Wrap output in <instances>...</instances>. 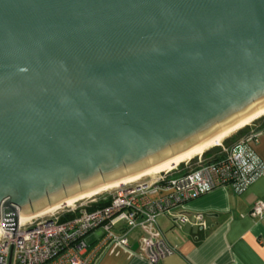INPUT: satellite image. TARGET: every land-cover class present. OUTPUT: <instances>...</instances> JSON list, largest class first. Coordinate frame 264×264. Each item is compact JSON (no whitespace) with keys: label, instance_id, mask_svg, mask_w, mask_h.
<instances>
[{"label":"water","instance_id":"water-1","mask_svg":"<svg viewBox=\"0 0 264 264\" xmlns=\"http://www.w3.org/2000/svg\"><path fill=\"white\" fill-rule=\"evenodd\" d=\"M262 109L264 0H0V223L14 237Z\"/></svg>","mask_w":264,"mask_h":264},{"label":"built area","instance_id":"built-area-1","mask_svg":"<svg viewBox=\"0 0 264 264\" xmlns=\"http://www.w3.org/2000/svg\"><path fill=\"white\" fill-rule=\"evenodd\" d=\"M256 139L257 135L250 133L227 146L220 144L208 158L199 156L170 172L143 178L48 216L23 223L18 218L14 237L1 222L0 264H94L106 248H128L127 236L134 231L141 233V257L149 264H160L174 249L159 231L157 219L177 212L176 224L182 225L188 222L182 211L186 202L217 188H228L235 195L246 191L264 176V163L250 148ZM101 201L109 204L89 210ZM249 213L262 218L264 206L255 202ZM194 220L205 228L201 214H195ZM96 232L99 238L89 246L87 237Z\"/></svg>","mask_w":264,"mask_h":264},{"label":"crops","instance_id":"crops-1","mask_svg":"<svg viewBox=\"0 0 264 264\" xmlns=\"http://www.w3.org/2000/svg\"><path fill=\"white\" fill-rule=\"evenodd\" d=\"M253 133L256 141L250 146L264 163V116L243 131V136ZM243 136H236L228 145ZM207 153L205 158L212 155ZM264 206V176L240 195L228 188H217L186 202L182 211L188 222L176 224L174 216L157 219V227L174 253L160 264H264V215L256 218L249 213L253 203ZM201 214L205 228L196 225L194 216ZM141 233L131 232L128 248H106L94 264H149L141 257ZM99 232L87 237L94 246Z\"/></svg>","mask_w":264,"mask_h":264},{"label":"bare ground","instance_id":"bare-ground-1","mask_svg":"<svg viewBox=\"0 0 264 264\" xmlns=\"http://www.w3.org/2000/svg\"><path fill=\"white\" fill-rule=\"evenodd\" d=\"M264 116V109L260 110L259 112L257 113H254L248 117H246L245 119H243L242 121L230 126L229 128H227L226 130H224L222 133L218 134L217 136H215L214 138L206 141L205 143H203V145L199 146L198 148L188 152V153H185L181 156H178L168 162H166L165 164H163L162 166H159V167H156L154 168L153 170L149 171V172H146V173H143L139 176H136L134 178H131L129 180H126L124 182H121L119 184H115V185H112V186H107V187H103V188H100V189H97L95 191H93L92 193H89L87 195H84V196H80L72 201H69V202H64L56 207H53V208H50V209H47L46 211H44L43 213L37 215V216H34L33 213H31V217H29L26 221L30 220V219H33V218H39V217H44V216H48L50 214H53L63 208H69V207H72L80 202H84V201H87V200H92L98 196H100L101 194L105 193V192H109V191H112V190H115V189H118L122 186H127V185H130V184H133L135 182H138L140 180H142L143 178H150V177H154L158 174H162V173H165V172H170L172 171L173 169H175L177 166L181 165L182 163H185V162H188V161H191L193 160L194 158H197L201 155H204L207 151L213 149V148H216L218 147L221 142L228 138L229 136H231L233 133L245 128L246 126H249L251 123L255 122L256 120L260 119L261 117ZM19 217H20V214H19ZM20 222V221H19ZM25 222V221H23ZM23 222H20V223H23ZM3 229L1 228L0 226V235L3 234Z\"/></svg>","mask_w":264,"mask_h":264},{"label":"trees","instance_id":"trees-1","mask_svg":"<svg viewBox=\"0 0 264 264\" xmlns=\"http://www.w3.org/2000/svg\"><path fill=\"white\" fill-rule=\"evenodd\" d=\"M244 129H246V128H243V129L239 130V131L236 133V136H243V131H244ZM236 136H235V137H236ZM237 140H238V139H236V141H237ZM225 145L227 146L228 144H225ZM213 149L217 150L216 148H213ZM211 150H212V149H211ZM209 151H210V150H209ZM207 153H208V151H207L203 156H205ZM179 167H181V165H179ZM173 170H174V169H173ZM108 204H109L108 201H103V202L101 201V202H98L97 205L91 207L89 210L92 211V210L97 209V208H103V207L107 206ZM66 218H68V217L63 218L62 220H66Z\"/></svg>","mask_w":264,"mask_h":264},{"label":"rangeland","instance_id":"rangeland-1","mask_svg":"<svg viewBox=\"0 0 264 264\" xmlns=\"http://www.w3.org/2000/svg\"><path fill=\"white\" fill-rule=\"evenodd\" d=\"M254 123V122H253ZM252 124V123H251ZM250 124V125H251ZM249 125V126H250ZM249 126H246L245 128H248ZM245 130V129H244ZM238 132V131H237ZM237 132H235V133H233L231 136H229L228 138H226V139H224L222 142H221V144L223 145V146H226L225 144H228V142L231 140V139H233L235 136H236V133ZM217 149V148H216ZM216 150L215 149H212V150H210V151H208V152H215ZM202 156V155H201ZM183 164V163H182ZM182 164H181V166H182Z\"/></svg>","mask_w":264,"mask_h":264}]
</instances>
